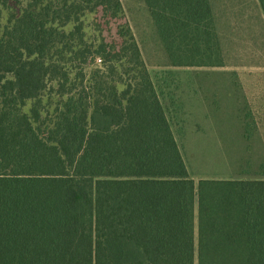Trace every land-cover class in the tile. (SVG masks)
<instances>
[{
    "label": "trees",
    "instance_id": "1",
    "mask_svg": "<svg viewBox=\"0 0 264 264\" xmlns=\"http://www.w3.org/2000/svg\"><path fill=\"white\" fill-rule=\"evenodd\" d=\"M143 1L170 66H224L208 0ZM96 16L121 1L0 0V264H264V178L196 184L130 27Z\"/></svg>",
    "mask_w": 264,
    "mask_h": 264
},
{
    "label": "rangeland",
    "instance_id": "2",
    "mask_svg": "<svg viewBox=\"0 0 264 264\" xmlns=\"http://www.w3.org/2000/svg\"><path fill=\"white\" fill-rule=\"evenodd\" d=\"M120 1L123 16L119 21H106L96 16L102 36L108 43L118 42V24L126 23L130 27L190 178L196 184L200 179L264 178V99L256 107L259 112L254 118L226 117L229 122L224 123H215L207 116V104L196 100L198 90L207 85H264V44H221L223 67H173L168 64L144 1ZM85 20L90 30L92 19ZM224 105L248 106L233 101ZM223 126L227 130L226 137L230 138L215 140V128L218 131ZM240 133H255V138L238 139Z\"/></svg>",
    "mask_w": 264,
    "mask_h": 264
},
{
    "label": "crops",
    "instance_id": "3",
    "mask_svg": "<svg viewBox=\"0 0 264 264\" xmlns=\"http://www.w3.org/2000/svg\"><path fill=\"white\" fill-rule=\"evenodd\" d=\"M219 42L225 45H261L264 44V0H208ZM205 92V93H204ZM196 100L207 104V116L215 123L229 122L233 116H249L254 118L256 107L264 99V85L262 84H223L207 85L198 90ZM247 104L231 108L224 105L228 102ZM230 108V109H229ZM203 111H201L202 113ZM229 117V118H226ZM220 118H222L220 120ZM214 132L215 140H226L227 130ZM255 134V133H254ZM253 133H240L238 139H250ZM211 135V133H209ZM228 135V134H227ZM262 179V178H255Z\"/></svg>",
    "mask_w": 264,
    "mask_h": 264
}]
</instances>
